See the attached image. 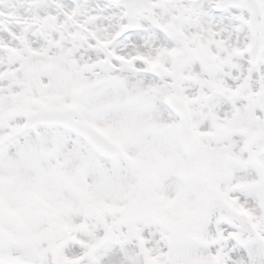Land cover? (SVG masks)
Here are the masks:
<instances>
[{
	"label": "snow or ice",
	"instance_id": "snow-or-ice-1",
	"mask_svg": "<svg viewBox=\"0 0 264 264\" xmlns=\"http://www.w3.org/2000/svg\"><path fill=\"white\" fill-rule=\"evenodd\" d=\"M0 264H264V0H0Z\"/></svg>",
	"mask_w": 264,
	"mask_h": 264
}]
</instances>
